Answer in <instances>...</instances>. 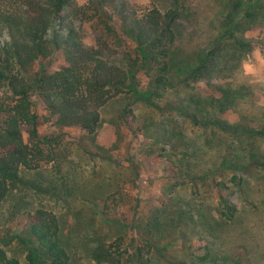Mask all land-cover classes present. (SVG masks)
<instances>
[{
	"label": "trees",
	"instance_id": "obj_1",
	"mask_svg": "<svg viewBox=\"0 0 264 264\" xmlns=\"http://www.w3.org/2000/svg\"><path fill=\"white\" fill-rule=\"evenodd\" d=\"M180 11L178 1L165 12L154 8L141 15L128 0H88L83 7L74 0H0V34L8 37L0 46V264H79L62 217L48 208L41 196L42 187L27 178L28 173L38 172L43 165H53L55 178L59 176L53 181L51 197L59 194V188L62 192L67 190L70 182L69 173L58 163L62 136L42 137L39 126L43 119H54L60 128H78L92 137L100 128L101 110L109 103L124 104L128 96L157 108V100L168 89L184 87L182 91L188 92L191 83L220 77L237 61L239 48L234 44L239 42L228 43L223 35L197 64L186 69L185 75L178 76L172 49L179 35ZM73 15L97 21L111 36L121 32L134 42V51L124 52L121 59H112L113 50L103 36L97 38L96 47L86 46L82 34L70 23ZM232 18L230 15L228 20ZM58 57L63 64L51 71V59ZM143 72L152 76L147 92L140 90ZM36 96L45 104L50 114L47 118L37 112ZM177 99L167 100L169 113L172 109L179 110L201 133L186 138L181 154L176 150L168 160L173 176L177 180L185 178L189 187L173 184L166 208L150 214L145 226L142 219L131 227L132 233L150 250L154 264H158L159 257L153 254L155 247L165 237L176 235L188 241L189 233L185 232L188 228L212 235L217 225L236 222L239 210L225 199L223 190L229 189L230 184L247 189L250 182L244 175L248 167L264 166V155L257 154L252 144L257 138L264 139V131H249L218 117L234 106L236 96L224 92L220 99H197L189 91ZM124 111L126 126L133 131L134 126L127 118L134 117L131 104ZM163 119L161 127L171 117ZM222 133L234 138L231 145L234 148L221 156L220 168L213 172L219 178L214 180V187L223 214L213 222L204 198L200 197L201 183L206 184L212 174L210 170H197L207 169L200 166L207 163L209 153L218 152ZM223 170L231 171L232 176L227 179ZM182 187L191 191L190 200L180 194ZM96 239L90 249V258L96 264H135L130 249H137L136 256L142 258L143 249L136 244V238L119 237L106 243L98 234ZM168 245L174 246V241ZM188 256L189 263L178 259L168 262L245 264L226 252L213 254L208 247L203 257L194 253Z\"/></svg>",
	"mask_w": 264,
	"mask_h": 264
},
{
	"label": "rangeland",
	"instance_id": "obj_2",
	"mask_svg": "<svg viewBox=\"0 0 264 264\" xmlns=\"http://www.w3.org/2000/svg\"><path fill=\"white\" fill-rule=\"evenodd\" d=\"M87 1L74 0L80 7ZM176 1L181 11L177 21L179 35L172 49L175 73L185 75L186 69L197 64L223 35L227 36L228 43L236 40L239 43L234 47L238 46L239 51L237 61L230 63L232 68L220 77L191 83L189 91L197 99H220L224 92L232 93L237 101L234 106L218 114L220 120L249 131H264V0H128L141 15L154 8L165 12L174 8ZM246 12L251 15H246ZM230 15L232 20H228ZM70 23L82 34L88 47H96L97 38L103 36L113 50L112 59H121L124 52L134 51V42L121 32L112 36L107 34L97 21L73 15ZM7 38L0 34V46ZM51 61V71L63 64L61 57L52 58ZM140 78L141 88L144 89L140 90L147 92L152 76L143 72ZM182 88L168 89L157 100V108L148 107L144 101L128 99V96L124 104L119 101L109 103L101 110V125L92 137L78 128H60L54 119H43L41 122L39 132L42 137L62 136L58 163L64 172L69 173L70 182L67 190L62 192L59 188V194L51 197L53 181L59 176L55 178L53 165H43L38 172L28 173L27 178L42 187L41 196L49 204L48 208L62 217V225L66 236H71L69 243L75 246L79 264H96L90 258V249L98 234L103 236L106 243L119 237L128 240L136 238V244L143 249L142 258L136 256L137 249H130L136 258L132 260L135 264H154L150 250L140 237L132 233L131 227L142 219L145 226L150 214L166 208L173 184H186L189 187L185 178L177 180L173 176L168 165L169 158H173L176 150L177 154H181L186 138H195L201 133V129L193 127L179 110L172 109V113H169L167 100L176 101L178 97L188 94L189 91L184 92ZM34 102L41 116H50L39 97H34ZM127 104H131L133 109L134 117H127L134 126L133 131L126 126L124 119ZM163 118L168 119V124L163 122L161 127ZM211 131L209 128L208 133L211 134ZM181 132L184 133L182 136ZM222 138L218 152L214 150L209 153L207 163L200 166L207 169L197 170H210L212 174L206 184L201 183L200 197L204 198L208 216L213 222L223 215L214 187V180L219 178L213 172L220 168L221 156L234 148L231 146L233 137L222 133ZM252 144L256 153L263 156L264 139L257 138ZM86 150L98 154L90 155ZM223 171L227 179L232 176L231 171ZM244 178L250 182L247 189H238L230 184L229 189L223 190L225 199L239 210L236 222H229L227 226L217 225L212 235L188 228L185 231L189 233L188 241L176 235L165 237L153 252L159 255L156 257L158 264H169L168 259L189 263L188 255L194 253L197 257H203L207 247L213 254L226 252L231 258L237 257L245 264H264V166L248 167ZM179 191L186 201L192 198L188 189L182 187ZM58 195L62 197L61 200ZM203 229L206 231V228ZM170 241H174V246L168 245Z\"/></svg>",
	"mask_w": 264,
	"mask_h": 264
}]
</instances>
